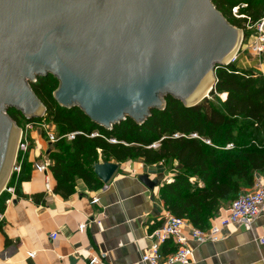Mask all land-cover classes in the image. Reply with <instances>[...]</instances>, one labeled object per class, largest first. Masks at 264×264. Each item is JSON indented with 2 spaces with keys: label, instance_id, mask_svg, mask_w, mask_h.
I'll return each instance as SVG.
<instances>
[{
  "label": "water",
  "instance_id": "water-1",
  "mask_svg": "<svg viewBox=\"0 0 264 264\" xmlns=\"http://www.w3.org/2000/svg\"><path fill=\"white\" fill-rule=\"evenodd\" d=\"M242 40L212 0H0V195L20 133L7 112L45 115L31 89L37 78L58 80L57 104L79 107L102 128L127 117L141 125L167 96L186 108L208 99L216 69L231 63ZM92 169L107 185L119 164ZM138 177L149 190L159 185Z\"/></svg>",
  "mask_w": 264,
  "mask_h": 264
},
{
  "label": "trees",
  "instance_id": "trees-1",
  "mask_svg": "<svg viewBox=\"0 0 264 264\" xmlns=\"http://www.w3.org/2000/svg\"><path fill=\"white\" fill-rule=\"evenodd\" d=\"M212 3L239 30L241 25L230 15L232 7L246 4L253 22L264 17V0ZM215 75L208 99L186 108L167 96L165 108L153 110L141 125L127 117L107 130L91 122L79 107L59 106L52 97L59 81L52 76L31 83L34 95L46 108L42 118L28 120L14 110L7 115L19 128L21 121L23 126L45 122L55 130L59 140L48 144L47 158L51 163L49 174L55 181L52 191L59 197L73 195L78 180L89 191L101 189L103 183L92 169L96 162L163 164L173 174L172 181L163 183L157 192L164 209L205 230L221 207L252 187L255 174H264V75L233 64L216 69ZM225 94L222 102L220 97ZM73 133H77L75 138L68 141L66 135ZM228 144L233 148L226 149ZM26 157L18 156L21 171L9 179L18 197L20 184L30 178L31 165ZM7 195H0V213Z\"/></svg>",
  "mask_w": 264,
  "mask_h": 264
},
{
  "label": "crops",
  "instance_id": "crops-1",
  "mask_svg": "<svg viewBox=\"0 0 264 264\" xmlns=\"http://www.w3.org/2000/svg\"><path fill=\"white\" fill-rule=\"evenodd\" d=\"M29 137L30 178L20 184V197L7 195L0 213V264H90V257H98L97 264H142L141 253L152 241L148 235L167 213L157 192L173 177L171 170L163 164L127 161L101 189L89 191L78 180L75 193L64 199L53 193L55 181L48 172L35 171L46 158L49 142L39 129L31 130ZM144 173L158 179V187L149 190L142 185L138 176ZM52 233L58 235L56 240L50 238ZM263 237L264 213L251 232L232 230L223 241L191 244V264H264V244L258 243ZM171 251L174 245L168 241L162 253Z\"/></svg>",
  "mask_w": 264,
  "mask_h": 264
},
{
  "label": "built area",
  "instance_id": "built-area-1",
  "mask_svg": "<svg viewBox=\"0 0 264 264\" xmlns=\"http://www.w3.org/2000/svg\"><path fill=\"white\" fill-rule=\"evenodd\" d=\"M247 8L246 4H239L238 6L232 7L230 15L241 25L242 28L240 30L244 35L243 37L247 38L248 47L246 53L254 57H260L264 55V30L261 28L264 17L253 22L247 13ZM237 56L238 54L233 57L230 64L234 65L237 62ZM258 66L260 68L264 67L260 60H258ZM220 98L222 102H224L226 94L222 95ZM18 129L20 133L16 143V156L11 172L16 175L21 171V162L18 160V156L24 157L31 149L29 147V134L31 130L39 129L41 135L45 133L49 143H55L59 140L53 127L45 122H27L22 128L18 127ZM76 134L77 133L66 135L67 140H73ZM176 136L177 135L174 137ZM193 136L195 135L193 134ZM109 142L115 143V140L110 139ZM205 142L208 145L210 144L208 141ZM227 148L231 149L233 145L228 144L226 149ZM50 165L51 163L46 156V158L35 167V171L40 174L49 173ZM172 179L173 177L166 182H171ZM5 192L14 195L15 189L13 186H11V188L6 187ZM96 200L95 198L93 203H95ZM263 213L264 175L255 174L252 187L242 192L228 205L227 209L222 214L214 217L210 223V227L205 230H201L197 227L195 228L191 226L186 219L180 217L176 218L167 212L161 226L148 235V238L152 240L150 243L151 245L141 253L140 261L142 264H191L194 251L191 244L204 245L223 241L229 237V232L232 230L251 232L254 228L255 221L262 216ZM2 218L3 215L0 214V220H2ZM84 227V225H80L78 229L83 230ZM57 237L58 235L56 233L50 235L52 240H56ZM258 240L260 245L264 244V237ZM168 241L173 243L174 251L162 253L163 246H165ZM33 255V253L30 254V256ZM98 260V257L88 258L90 264H97Z\"/></svg>",
  "mask_w": 264,
  "mask_h": 264
},
{
  "label": "rangeland",
  "instance_id": "rangeland-1",
  "mask_svg": "<svg viewBox=\"0 0 264 264\" xmlns=\"http://www.w3.org/2000/svg\"><path fill=\"white\" fill-rule=\"evenodd\" d=\"M244 36V35H243ZM243 43H242V45H241V48H240V51L238 52V56H237V58H238V60H237V62L234 64V65H237V66H244V69L245 68H247V69H253V70H255L257 73L259 72V73H264V67L263 68H260L259 66H258V60H260L261 61V63H263V65H264V55L263 56H257V57H254V56H251V55H249L248 53H246V50H247V47H248V41H247V38L245 39L244 37H243ZM258 66V67H257ZM257 67V68H256ZM21 121V120H20ZM21 125H20V127L22 128L23 127V121H21V123H20ZM42 137L46 140V141H48L47 139H46V136H43L42 135ZM47 156V155H46ZM11 175H12V173H11ZM11 175H10V178H11ZM11 186H13L14 187V185H11ZM11 186H10V180H9V183H8V186H7V188H11ZM4 193H6L5 191H4ZM6 194H8V193H6Z\"/></svg>",
  "mask_w": 264,
  "mask_h": 264
},
{
  "label": "bare ground",
  "instance_id": "bare-ground-1",
  "mask_svg": "<svg viewBox=\"0 0 264 264\" xmlns=\"http://www.w3.org/2000/svg\"><path fill=\"white\" fill-rule=\"evenodd\" d=\"M232 55H233V54H232ZM232 55H231V56H232ZM229 59H230V57H229ZM229 59H228V60H229ZM210 85H211V83H210Z\"/></svg>",
  "mask_w": 264,
  "mask_h": 264
}]
</instances>
